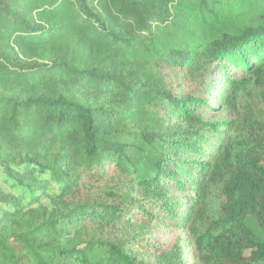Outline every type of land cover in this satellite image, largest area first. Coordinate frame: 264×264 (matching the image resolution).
Wrapping results in <instances>:
<instances>
[{
  "label": "trees",
  "instance_id": "trees-1",
  "mask_svg": "<svg viewBox=\"0 0 264 264\" xmlns=\"http://www.w3.org/2000/svg\"><path fill=\"white\" fill-rule=\"evenodd\" d=\"M0 174V264H264V0H0Z\"/></svg>",
  "mask_w": 264,
  "mask_h": 264
},
{
  "label": "rangeland",
  "instance_id": "rangeland-1",
  "mask_svg": "<svg viewBox=\"0 0 264 264\" xmlns=\"http://www.w3.org/2000/svg\"><path fill=\"white\" fill-rule=\"evenodd\" d=\"M207 99L212 105L218 107L215 111L221 112V114L217 116L218 118L230 121L234 125V132L229 140L231 149L238 150L243 146V144L250 142L252 131L256 125V121L253 119V114L258 110V108H260L256 106V104L260 103L261 98L253 92L244 95V97L240 96L238 103L234 106V109H230L227 106H220L221 101L225 99V95L222 91L212 92ZM146 155L147 161L142 168L145 171H151L154 157L151 153H147ZM1 184L2 175L0 174V190L8 191V189L3 188ZM221 203L220 194L215 192V195L210 200V211L212 218L215 220L219 218ZM205 229L206 225L200 226V232H205ZM184 235L186 236L187 233L185 232ZM184 246L186 248L185 252L187 259L190 260L189 263L201 264L200 259L204 249L196 243V239H189L187 237L184 242Z\"/></svg>",
  "mask_w": 264,
  "mask_h": 264
}]
</instances>
